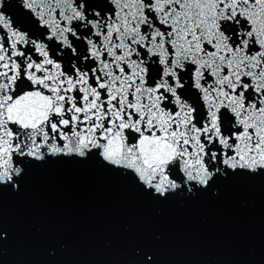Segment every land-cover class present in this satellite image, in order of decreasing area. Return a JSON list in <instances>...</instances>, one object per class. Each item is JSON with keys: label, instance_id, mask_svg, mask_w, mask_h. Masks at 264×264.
I'll return each mask as SVG.
<instances>
[{"label": "snow or ice", "instance_id": "6c2138e0", "mask_svg": "<svg viewBox=\"0 0 264 264\" xmlns=\"http://www.w3.org/2000/svg\"><path fill=\"white\" fill-rule=\"evenodd\" d=\"M19 5L0 0V184L72 155L162 200L264 174V0Z\"/></svg>", "mask_w": 264, "mask_h": 264}, {"label": "water", "instance_id": "95a60500", "mask_svg": "<svg viewBox=\"0 0 264 264\" xmlns=\"http://www.w3.org/2000/svg\"><path fill=\"white\" fill-rule=\"evenodd\" d=\"M22 167L16 186L0 184V264H264L259 171L162 200L98 157Z\"/></svg>", "mask_w": 264, "mask_h": 264}]
</instances>
